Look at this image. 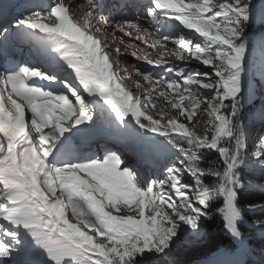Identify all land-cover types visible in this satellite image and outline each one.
I'll return each mask as SVG.
<instances>
[{
  "label": "snow or ice",
  "instance_id": "obj_1",
  "mask_svg": "<svg viewBox=\"0 0 264 264\" xmlns=\"http://www.w3.org/2000/svg\"><path fill=\"white\" fill-rule=\"evenodd\" d=\"M74 10L65 0H54L49 11V17L54 18L52 26L38 22L39 12L20 21L30 30L59 38L57 51L67 50L62 58L74 76L64 82V92L55 95L28 86V79H54L38 70L22 68L15 75L0 74V260L10 256V244L19 242V230L23 229L44 248L52 264H136L137 256L167 249L181 225L195 234L209 202L219 196L225 199V207L219 211L225 216L226 227L239 238L240 213L233 204L234 188L239 184L234 173L245 143L242 127L233 120L239 111L246 54L239 37L250 19L247 0H148L146 16L153 25L161 18L170 19L189 34L198 35L203 43L198 46L183 37H165L164 41L171 40L191 58L213 69L193 75L187 66L168 65L163 56L147 61L178 78L161 76L155 83L164 84L179 97L165 99L187 123L164 110L160 119L144 115L141 108L147 104L122 87L103 45L74 23ZM128 27L136 25L129 22ZM161 46L167 44L161 42ZM177 58L182 56L178 54ZM145 79H149L147 74ZM199 89L214 94L204 96ZM6 91L15 115L6 110ZM92 96L103 100L121 122L131 116L140 127L147 126L149 131L168 138L184 159L170 167L163 179L152 180L143 190L134 183L130 171L121 169L123 162L115 154L102 162L53 166L49 157L60 137L92 119L86 103ZM143 99L155 107L156 101L149 94L145 93ZM201 103L207 105L203 114ZM229 104L231 113L226 115ZM57 109L62 115L56 114ZM165 116L167 123L162 124ZM37 138L39 151L34 142ZM227 140L235 141L232 149L225 145ZM202 151L218 152L226 169L219 172L214 167H202ZM253 155L264 165V138ZM185 175L192 177L191 183L184 182ZM205 176L218 181L215 189L206 188ZM125 208L134 214L113 215L109 211ZM165 209L171 210V215ZM69 210L76 224L70 222Z\"/></svg>",
  "mask_w": 264,
  "mask_h": 264
},
{
  "label": "trees",
  "instance_id": "obj_2",
  "mask_svg": "<svg viewBox=\"0 0 264 264\" xmlns=\"http://www.w3.org/2000/svg\"><path fill=\"white\" fill-rule=\"evenodd\" d=\"M260 1L247 0L250 19L243 25V31L239 37V43L246 46V53L252 51L255 36L258 33L264 40V6L255 7ZM186 31L189 32V30ZM192 37L198 38V42L194 39L191 40L193 44L202 45V38L194 33ZM186 53L189 55L188 52ZM189 58L195 61L199 67L188 68V73L195 75L197 72L206 71L211 73L213 71V69L203 65L200 61L191 58L190 55ZM245 60H248L246 55ZM245 60L244 63L246 62ZM257 71L250 74V83L247 84L241 81L239 111L237 117L233 120V124L239 123L242 127L245 143L240 157L241 163L234 173L235 181L239 184V187L234 188L237 196L235 204L243 218V221H237V228L245 238L246 247L252 254V257L250 255L245 256V264H264V224H260L264 223V165L253 155L261 139L264 138V125L258 128L255 127L256 123L260 121L257 115L264 116V72ZM164 76L168 79H178L166 71ZM200 79H203V77L201 76ZM162 86L172 95V100L179 99L172 90L168 89L164 84ZM249 88H253L255 93L244 109L243 104ZM180 91L181 94L186 95L182 89ZM199 91L208 97L214 94V92H208L204 89H199ZM188 102V100L184 101V103ZM165 103L178 116L179 122L187 123L179 116L178 110L174 109L166 99ZM206 108L207 105L201 103V114L204 113ZM230 113L231 105L229 104L225 109V114L230 115ZM111 116L113 120L115 119L118 122L120 127L129 132V137L124 140L128 145L139 146L142 143L148 142H156V144L162 145L163 149H167L169 156L172 158L170 161L171 167H174L178 161L184 159V156L177 148L169 143L168 138L149 131L147 126L140 127L131 116L123 122L117 119L115 113H111ZM247 116L250 121L245 122ZM242 117L244 122L241 121ZM196 119L199 120L200 117L198 116ZM161 123L166 124L167 121L161 120ZM225 145L229 149H232L235 141L227 140L225 141ZM200 156L202 167H214L219 172H223L226 169L224 160L222 162L218 152L202 151ZM187 178V183H191L192 177L187 176ZM203 180L208 189H215L218 185V181L213 176H205ZM249 205H260V207L250 209ZM222 206L223 201L221 196L212 199L209 202V207L206 209L207 214L199 218L195 234L188 226L181 225L176 237L173 238L167 249L161 253L146 252L142 256H137L136 264H234V240L223 229L222 214L219 211V209H222Z\"/></svg>",
  "mask_w": 264,
  "mask_h": 264
},
{
  "label": "rangeland",
  "instance_id": "obj_3",
  "mask_svg": "<svg viewBox=\"0 0 264 264\" xmlns=\"http://www.w3.org/2000/svg\"><path fill=\"white\" fill-rule=\"evenodd\" d=\"M72 4L71 6H73L74 4H77L74 0L71 1ZM261 2H263L264 6V0H262ZM148 2H144L143 3V17L145 18V23H143V25H148V20H150V18H148L146 16V6H147ZM260 4V3H259ZM70 5V4H69ZM50 11V10H49ZM49 11H42L41 13V17L39 18V22H42L44 24H48L51 25L52 24V19L54 18H50L49 17ZM78 12L80 15L79 17L77 16H73ZM250 12V11H248ZM73 14H71L72 19H76L74 20V23H76L84 32H93V34L96 32L94 29L90 28V27H86L84 26V24L82 23L83 21V16H84V11L83 10H79V11H75L72 12ZM79 19V20H78ZM140 21L139 18H135L134 17H130L128 22H131L133 24H135L136 26H139L140 23L138 22ZM51 22V23H50ZM98 22V21H97ZM147 22V23H146ZM99 23V22H98ZM102 23V22H100ZM122 21H116V23H114V27H118L119 29V25L122 24ZM126 23V22H125ZM160 23H164L167 26H170L172 23L171 21H167L165 19H160V21L157 23V25H159ZM176 24V23H175ZM150 26H152V24H149ZM21 29H24L25 27L23 25L20 24ZM113 27V26H112ZM114 27L112 28V32H105L106 35H101V36H97L98 38H96L94 36V38H96L102 45H104V50L107 51V53L109 54L110 57V63L113 65L114 68H118L117 69V73L120 77V81L119 83L122 85V87H124L126 90L130 91L133 95L134 98H140L143 100L144 103L147 104V107H143L141 108V112L146 115V116H151L154 119H159L162 115L161 110H164L167 112L168 116L171 117H178L175 112H173V110H171V108L165 103V96L169 97L170 99H172V95L166 91L167 89H165V87L162 86V84H156L155 83V78H159L165 75V69L162 67H158V69H154V65L149 64L147 61H155L157 58L163 56V59L165 61H167L168 65L171 66H187V68L189 69H193V68H197L199 67V65L191 60L189 58V55L183 50L180 49L177 45L171 43V40L168 41H164L165 37H168L169 39H179L181 37L185 38L186 40H195L197 41V37L193 38L192 34H189L188 31L183 30L181 27H179V25H174L172 27H169L165 33L164 36H159L157 39L156 38H150L149 36H147L146 34H140L137 38H132V36L130 35H122L120 32H115L116 28L114 29ZM38 30V29H37ZM39 31V30H38ZM21 32V34H24V31H18ZM34 33V32H33ZM30 35V34H29ZM32 36V35H31ZM102 37V39H101ZM140 37V38H139ZM192 37V38H191ZM36 36H32V43L35 41ZM51 39H54L53 37ZM106 39V41H108V44H105L104 40ZM137 40L139 41V43L137 42ZM161 42H164L167 44V47H162L161 46ZM198 42V41H197ZM61 44V43H60ZM110 47V48H109ZM117 50H119L117 52ZM67 51V50H66ZM259 52L260 54L264 53V49H263V45L261 42V47L258 48V50H254V52ZM133 53H135V55H133ZM181 55L182 59H178L177 56ZM126 55L128 58V61H125V56ZM147 56V60L144 59V57ZM264 59V58H263ZM140 60H143L145 63L142 65L145 68V73L143 74H137L136 72L132 71V64H137ZM246 62L244 63V70L242 72V74H247L248 78L247 81L245 83H250V74L253 72H264V64L261 63V60L258 58H248V60H245ZM128 62V64H126ZM259 68V69H257ZM152 70L154 71V75L155 78H149V79H145V74L147 73V75L149 74V72H151ZM122 73H124L122 76ZM153 73V71H152ZM149 76V75H148ZM132 78L134 79V82L131 83H127L125 82L126 78ZM139 85V87L137 86ZM249 92V93H248ZM248 92L246 93L245 96V101L243 104L244 109L246 108V105L248 104V102L250 101L251 98H253L255 90L253 88H249ZM145 93L149 94L151 99L156 101V105L155 107H153V105L151 103H148L147 100H144V96ZM161 93H164V95H161ZM8 95V94H7ZM14 98V97H13ZM92 98L95 99V101L100 100V98L98 96H92ZM94 101V104H95ZM5 107L8 108L6 110H8V112H10L11 114H13L14 112L12 111V106L9 105L5 100ZM10 106V107H9ZM10 109V110H9ZM14 109V108H13ZM106 115H104V113H100L101 115H99L95 121L91 124V126L96 125V126H89V124H82L79 125V129H77V131H79V133H82L81 129L83 130V132H95L98 134H102V135H110V136H117L116 134H120V131L123 130L122 127L119 126L118 123H111L112 116L111 113H114L110 107H106ZM57 115H60L59 113L56 112ZM257 115V114H255ZM168 116H165L164 119L162 121H167ZM243 117H244V111H243ZM243 117L241 118V121H243ZM258 119L260 121H258L256 123V128H258L259 126L264 125V116H259L257 115ZM178 119V118H177ZM249 118L248 116L245 118V122H248ZM179 121V119H178ZM250 121V120H249ZM244 122V121H243ZM108 123V125H107ZM66 126V125H65ZM81 128V129H80ZM121 128V130H120ZM64 136L60 137L59 142L57 143V145H60V141L61 138H63ZM56 145V146H57ZM154 143L148 142V143H142L140 144L137 149L139 150H148L151 153H154L155 151H159L161 149L162 146L160 145H156ZM61 146V145H60ZM135 149V148H134ZM161 153L163 154V159H162V163H161V167H160V172L162 174V176L165 175L166 171L171 167V160L172 158L170 156H166V151L162 152V150H160ZM83 176V174H81ZM188 178L187 175H185L184 177V182L187 183ZM121 208H124L125 206L121 205L119 206ZM166 211L169 212V214L171 215V210L169 209H165ZM109 211H112L113 215H129V214H134V213H130L126 210L124 211H113L111 209H109ZM173 219H176V217H173ZM79 226V225H78ZM83 231H85L87 234L89 235H93L95 236L94 232L89 231V229L84 228L83 225L79 226ZM30 240V239H29ZM28 240V242H29ZM242 239H239V244H241ZM97 242H102L99 239H97ZM35 241L32 240L29 242V245H34ZM238 244V242H237ZM242 245H240L241 247ZM245 246V250L247 251L246 253H243V257L239 256V259H242V262L244 263L245 261V256L246 255H250L251 252L250 250L246 247V243H244ZM25 248V247H24ZM234 253V252H233ZM251 256V255H250ZM236 257V254H234V258ZM236 261V259H235ZM236 263V262H235ZM66 264H68V262H66Z\"/></svg>",
  "mask_w": 264,
  "mask_h": 264
},
{
  "label": "bare ground",
  "instance_id": "obj_4",
  "mask_svg": "<svg viewBox=\"0 0 264 264\" xmlns=\"http://www.w3.org/2000/svg\"><path fill=\"white\" fill-rule=\"evenodd\" d=\"M71 4L72 3H70V5L69 6H71ZM136 6V5H135ZM75 10L73 11V12H75V11H79L78 9H76V7H74V5L72 6ZM142 8H143V6H141ZM76 13H78V12H76ZM71 14H73V13H71ZM79 13L78 14H75V15H73L74 17L75 16H77V17H79ZM76 18V17H75ZM77 19V18H76ZM76 19H74V20H76ZM73 20V21H74ZM79 20V19H78ZM129 21V20H128ZM128 21H126V23L124 22V24L122 23V24H120L119 25V29H118V27L116 28V30H115V32H120L122 35H131L132 36V38L134 37V38H137L138 39V36L140 35V34H144V32H143V28L146 26V25H143V23H140V25L139 26H136V27H128ZM82 23L84 24V26H86V27H90V28H92V29H94L96 32L93 34V32H92V34H93V37L95 36L96 38H98L97 36H101L102 34L103 35H106L105 34V32H107L108 31V33L109 32H112V26L110 27V28H108L107 30L103 27V22L102 23H98V22H96V23H94V25L92 24L91 25V21H90V19H88L87 17H85V16H83V21H82ZM47 25H49V23L47 24ZM114 25V24H113ZM18 28H19V26H20V23H18V25H16ZM50 26V25H49ZM120 28H123V32H121L120 31ZM160 28V26L159 25H157V24H155V25H153L152 24V29L156 32V29H159ZM96 29H99L98 31L96 30ZM19 30V29H18ZM22 30H24V29H21L20 31H22ZM34 33H32V35L33 36H36V39H35V41L32 43V36L31 35H29V33H24V34H21V32H18L17 31V33H19V35H17L16 37H19L20 39V41H23V42H25V41H29L30 42V45H32V51H31V53H27V57H28V62H30L31 64H35L36 66H37V70H39V68H41L42 66H44L46 69H47V67H54V65L56 64V63H58L59 61H61L63 58V55L66 53V50L65 49H61L60 51H57L56 49L60 46V43L58 42V43H55V40L54 39H51L52 37L51 36H45V34L44 33H40L38 30H34L33 31ZM10 30H9V27L8 28H6V30H5V27H4V25H0V46L1 45H4L5 44V42L7 41V40H9L10 39ZM145 35V34H144ZM147 35V34H146ZM140 38V37H139ZM99 39V38H98ZM101 39H102V37H101ZM104 40V39H103ZM105 42V44H108L107 42L108 41H106V39L104 40ZM137 42L139 43V41L137 40ZM104 46V45H103ZM259 47H261V40L258 38L257 39V41L255 42V47H254V50L256 49V50H258V48ZM110 48V47H109ZM107 49V48H106ZM105 49V50H106ZM256 52V51H255ZM259 53V52H258ZM261 55V57L262 58H264V53H262V54H260ZM0 57H1V54H0ZM13 67H15V69H16V71H15V74H18L19 72H20V69L21 68H19V67H17V66H13ZM18 68V69H17ZM54 72L55 73H58L59 71H60V69L59 70H57L56 69V67H54ZM118 69V68H117ZM117 69L115 68V70H116V72H118L117 71ZM41 72H43V69L41 70ZM14 74V75H15ZM124 73H122V76H124L123 75ZM33 79H35V80H33ZM33 79H28L27 80V85L28 86H33V87H39V85H37V84H35L34 82H36V81H40V80H38V78H33ZM120 81V80H119ZM125 82H127V83H133L134 82V79H132V78H126V80H125ZM40 85H42V86H44L45 84L44 83H40ZM41 88V87H40ZM9 90H10V86H9ZM41 90H43V91H46V89H43V88H41ZM6 94H8V92L6 91ZM90 98V100L91 101H95V99L94 98H92V97H89ZM89 98H87V101H89ZM7 101H8V99H7V96H6V98H5ZM14 99H17L16 97H14ZM19 102V101H18ZM10 107V106H9ZM6 109H8V108H6ZM13 109V108H12ZM10 110V109H9ZM8 111V110H7ZM13 115H15V112L13 113ZM73 119H75V117H73ZM79 127L80 126H77V127H75L76 128V131H77V129H79ZM81 129V128H80ZM31 130V131H30ZM30 130H29V128H28V131H29V134L31 135V136H33V137H36V133H35V131L34 130H32L31 128H30ZM81 131H82V133H83V130L81 129ZM82 133H79V134H82ZM36 144H37V150L39 151L40 149H39V140H38V138L37 139H35V141H34ZM47 143L48 142H46L45 143V147L47 146ZM60 145H57L56 147H59ZM62 146V145H61ZM0 187H2V186H0ZM226 220V219H225ZM9 227H10V225H9ZM19 236H25V238H26V240H27V242H28V240H29V242L31 241V243H32V237L25 231V230H23V229H20L19 230ZM21 237V238H22ZM5 239V241L7 240V238H4ZM28 242V243H29ZM13 242H11V244H12ZM10 244V246L12 247V252H11V254H13V255H11L10 254V257H12V256H14V255H18L20 258H22L24 261H27V260H29V259H31V258H33V259H35L37 262V264H52V262L48 259V254H47V252L44 250V248H42L40 245H38L36 242L34 243V245H28V246H26L25 248H23L22 250H21V252H19V250H17V248H16V246H15V243L13 244V246ZM25 244V243H24ZM240 245H242V243L241 244H239V246H238V248H239V250H240ZM18 256H16V257H18ZM240 256V252H238V257ZM8 258V257H7Z\"/></svg>",
  "mask_w": 264,
  "mask_h": 264
},
{
  "label": "built area",
  "instance_id": "obj_5",
  "mask_svg": "<svg viewBox=\"0 0 264 264\" xmlns=\"http://www.w3.org/2000/svg\"><path fill=\"white\" fill-rule=\"evenodd\" d=\"M148 32V34H147V36H149L150 38H151V36H150V33H151V31L150 30H148L147 31ZM127 57V56H126ZM145 62L143 61V60H140L137 64H132L133 66H142L143 64H144Z\"/></svg>",
  "mask_w": 264,
  "mask_h": 264
},
{
  "label": "water",
  "instance_id": "obj_6",
  "mask_svg": "<svg viewBox=\"0 0 264 264\" xmlns=\"http://www.w3.org/2000/svg\"><path fill=\"white\" fill-rule=\"evenodd\" d=\"M235 199H236V195H235V198H234L233 204H234V207L237 208L236 205H235ZM224 207H225V199H224ZM240 217H241V215H240ZM223 221H224V223H225V225H226L227 221L225 220V216H224Z\"/></svg>",
  "mask_w": 264,
  "mask_h": 264
}]
</instances>
